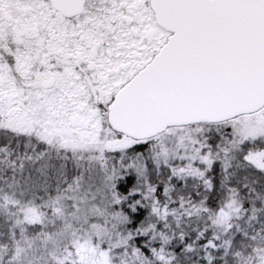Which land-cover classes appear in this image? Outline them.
Instances as JSON below:
<instances>
[{
    "label": "snow or ice",
    "instance_id": "1",
    "mask_svg": "<svg viewBox=\"0 0 264 264\" xmlns=\"http://www.w3.org/2000/svg\"><path fill=\"white\" fill-rule=\"evenodd\" d=\"M0 264H264V0H0Z\"/></svg>",
    "mask_w": 264,
    "mask_h": 264
}]
</instances>
